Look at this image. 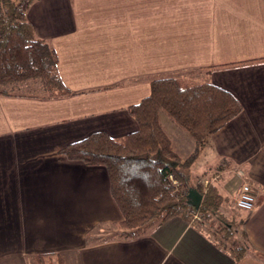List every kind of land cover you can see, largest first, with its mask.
Returning a JSON list of instances; mask_svg holds the SVG:
<instances>
[{
    "label": "crops",
    "instance_id": "crops-1",
    "mask_svg": "<svg viewBox=\"0 0 264 264\" xmlns=\"http://www.w3.org/2000/svg\"><path fill=\"white\" fill-rule=\"evenodd\" d=\"M26 17L72 96H0V264L41 254L64 264H234L180 217L135 239L97 240L106 232L96 228L122 221L107 171L60 154L93 133H135L127 110L149 96V80L188 72L242 107L190 171L209 153L203 171L220 176L213 186L229 198L240 187L231 172L242 169L256 197L252 212L239 210L255 254L239 264H264V0H38ZM171 145L182 161L195 151Z\"/></svg>",
    "mask_w": 264,
    "mask_h": 264
},
{
    "label": "trees",
    "instance_id": "trees-1",
    "mask_svg": "<svg viewBox=\"0 0 264 264\" xmlns=\"http://www.w3.org/2000/svg\"><path fill=\"white\" fill-rule=\"evenodd\" d=\"M38 0H0V96H27L43 100L72 96L57 70V57L45 41L34 35L27 21V9ZM210 70H198L209 72ZM188 72L178 76H160L149 80L150 94L128 108L137 123L135 133L110 138L97 132L60 150L70 161L106 169L110 192L122 221L106 226L109 230L97 240H131L146 228L158 227L173 217L189 222L207 235L212 243L239 262L255 254L243 232V217L231 207L213 185L202 191L194 187L191 166L197 151L210 137L242 112L239 102L227 91L209 82H199ZM25 88L32 93H12ZM164 113L195 143V151L183 162L172 148L159 115ZM178 183L174 193L170 178ZM202 196L196 211L187 203L189 188ZM197 214L194 220L187 212ZM103 227L96 228V233ZM92 236V235H91ZM87 239L91 240L88 235ZM28 264H64L58 254H41Z\"/></svg>",
    "mask_w": 264,
    "mask_h": 264
},
{
    "label": "rangeland",
    "instance_id": "rangeland-1",
    "mask_svg": "<svg viewBox=\"0 0 264 264\" xmlns=\"http://www.w3.org/2000/svg\"><path fill=\"white\" fill-rule=\"evenodd\" d=\"M198 76L199 75H197L196 73H193V75L191 77L193 79H195ZM10 91L12 93H18V94H25V93H32L33 92V91H30V90L25 89V88H13ZM161 126L164 129L167 136L170 138V140L173 144V147L181 145L180 146L181 148H176V149H178V151H181V153H185L190 149V147H191V150L193 149L194 142H193L192 138L186 132H184L182 129H180L178 126H176L169 118H167V116L164 113H162ZM208 156H209V153H206V157H208ZM206 157H202V159H199L194 164L193 170L190 171L192 173V175L195 176V178H192V180H193L192 182H193L194 187H199L204 182H208L207 187L211 186L220 177L219 175H216V173L207 174L208 172H205V170L203 171V169L206 168V166H208L209 163H211L209 160L210 158H206ZM196 158H197V156H196ZM196 158H195V161H196ZM237 171H241L242 174H244V172L242 171L241 168L234 169L231 172L238 179L240 186L243 184V182L247 183L245 177H244V179H242L243 177L239 178L238 176L235 175ZM244 176H245V174H244ZM202 188H203L202 191L204 192L205 187H202ZM235 196H236V194H234V196L231 195L229 198H227L231 204V207H234ZM147 229H149V228H146V230ZM108 230L109 229L106 226L103 227L104 232L108 233Z\"/></svg>",
    "mask_w": 264,
    "mask_h": 264
},
{
    "label": "built area",
    "instance_id": "built-area-1",
    "mask_svg": "<svg viewBox=\"0 0 264 264\" xmlns=\"http://www.w3.org/2000/svg\"><path fill=\"white\" fill-rule=\"evenodd\" d=\"M235 175L238 176L239 178L243 177L242 179H244L245 177L241 171H237ZM170 180H171L172 188L174 189V193H176L178 190V183L173 177H171ZM207 184L208 182H204L203 184H201L202 187H205V191H206ZM234 206L236 209L240 211H244V212H252L255 209L256 197L254 195L253 190L247 183L243 182V184L239 187L238 192L236 193V196H235ZM187 213L194 220H198V221L200 220L197 214H194L191 211Z\"/></svg>",
    "mask_w": 264,
    "mask_h": 264
},
{
    "label": "water",
    "instance_id": "water-1",
    "mask_svg": "<svg viewBox=\"0 0 264 264\" xmlns=\"http://www.w3.org/2000/svg\"><path fill=\"white\" fill-rule=\"evenodd\" d=\"M202 202V196L195 189H189L187 203L194 210H198Z\"/></svg>",
    "mask_w": 264,
    "mask_h": 264
}]
</instances>
